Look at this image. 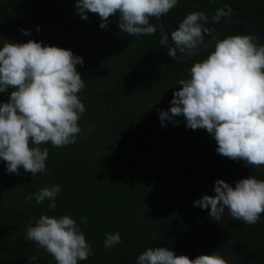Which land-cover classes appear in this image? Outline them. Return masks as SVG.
I'll return each instance as SVG.
<instances>
[{
  "label": "trees",
  "instance_id": "trees-1",
  "mask_svg": "<svg viewBox=\"0 0 264 264\" xmlns=\"http://www.w3.org/2000/svg\"><path fill=\"white\" fill-rule=\"evenodd\" d=\"M76 2L0 0V47L4 41L33 40L82 57L84 64L77 70L85 88L78 96L86 108L76 143L41 145L49 150L44 174L32 178L23 167L18 176L9 174L0 158V264H56L45 250L25 240L26 229L44 214H68L77 221L93 251L78 264H136L148 247H166L190 259L219 251L228 264H264V213L254 225L232 220L227 210L216 222L210 210L194 206L204 195H215L217 180L233 187L250 176L264 180V166L253 169L218 154L214 138L204 129L188 128L183 117L177 118L178 126L166 121V128L159 119V111L170 109L173 93L182 87L178 82L190 78L191 67L214 51L215 42L177 60L161 44L156 18L149 20L155 34L135 37L120 30L118 15L110 17L107 29L100 27L98 14L81 19ZM226 5L232 15L213 23L216 11ZM194 11L209 18L206 24L201 21L209 33L198 48L233 16L264 32V0H178L162 16L169 35ZM249 34L255 33L232 21L218 39ZM257 43L264 40L258 37ZM9 97L10 91L0 93V104ZM54 185L61 191L53 211L48 200L37 204L25 199ZM116 232L122 242L106 249V234ZM37 252L39 258L32 260Z\"/></svg>",
  "mask_w": 264,
  "mask_h": 264
},
{
  "label": "clouds",
  "instance_id": "clouds-1",
  "mask_svg": "<svg viewBox=\"0 0 264 264\" xmlns=\"http://www.w3.org/2000/svg\"><path fill=\"white\" fill-rule=\"evenodd\" d=\"M177 3L178 0H77L76 10L83 20L88 19V13L98 14L102 29H107L110 17L118 15L120 30L139 37L155 34L150 18L160 19ZM232 13V7L226 5L216 11L212 22L218 23ZM208 19L204 12L188 14L171 33L170 48L167 36L161 40L169 48V56L175 57L177 50L189 54L196 51L209 33L201 23L206 24ZM21 32L31 35L28 30ZM257 40L255 34L217 39L214 51L191 67L190 78L178 82L182 87L173 93L170 109L159 111L162 127H167L166 121L178 126L177 118L183 117L188 128L204 129L214 138L218 154L243 161L253 169L264 166V44ZM83 64V58L71 50L33 40L22 44L4 41L0 47V93L10 91V97L0 104V158L6 162L9 174L18 176L21 167L32 178L44 174L49 150L41 145L50 142L61 148L76 143L82 132L78 121L86 112L78 96L85 88V80L77 65ZM60 191V185L44 187L25 199L37 204L48 200V210L53 211ZM214 193L196 200L194 206L210 210V217L216 222L226 210L232 220L247 225L258 223L264 213V180L255 176L237 180L235 187L217 180ZM81 223L86 224L87 219L81 217ZM25 240L45 250L56 264H78L93 254L81 227L68 214L58 218L41 215L34 226L30 224L26 229ZM121 242L119 232L107 233L104 247L112 248ZM38 258L39 252L31 259ZM136 264L228 261L219 251L190 259L166 247H148Z\"/></svg>",
  "mask_w": 264,
  "mask_h": 264
},
{
  "label": "water",
  "instance_id": "water-1",
  "mask_svg": "<svg viewBox=\"0 0 264 264\" xmlns=\"http://www.w3.org/2000/svg\"><path fill=\"white\" fill-rule=\"evenodd\" d=\"M156 20H157L159 29L161 31L162 37L163 38L166 37V36L168 37V39H169V48H170L172 46L171 45V39H170L169 32L167 30V27L165 25L164 19H163V17H161L160 19H156ZM232 21H239V22L245 24L250 30L253 31V33H255L258 37H260L261 39L264 40V32L260 31L250 20H248V19H246L244 17L233 16V17H230L229 19L225 20L219 26V28L217 29V31L215 32L213 37L211 39H209L206 43H204L202 46H200L196 51H194L191 54L177 52V54H176V56L174 58L177 59V60H184V59L191 58V57L203 52L205 49L210 47L218 39L221 31L227 26V24H229ZM169 48H168V50H169Z\"/></svg>",
  "mask_w": 264,
  "mask_h": 264
}]
</instances>
